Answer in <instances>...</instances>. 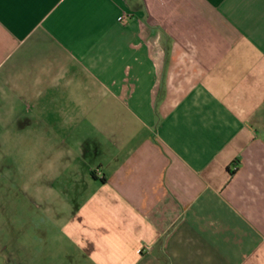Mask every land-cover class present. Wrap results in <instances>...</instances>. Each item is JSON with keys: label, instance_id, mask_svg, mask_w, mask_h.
<instances>
[{"label": "crops", "instance_id": "0c3cea01", "mask_svg": "<svg viewBox=\"0 0 264 264\" xmlns=\"http://www.w3.org/2000/svg\"><path fill=\"white\" fill-rule=\"evenodd\" d=\"M0 264H264V0H0Z\"/></svg>", "mask_w": 264, "mask_h": 264}]
</instances>
